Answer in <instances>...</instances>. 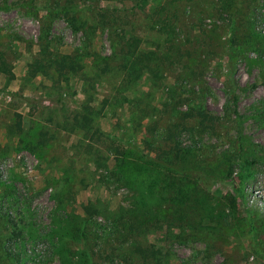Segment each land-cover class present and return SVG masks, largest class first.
<instances>
[{
    "label": "rangeland",
    "instance_id": "1",
    "mask_svg": "<svg viewBox=\"0 0 264 264\" xmlns=\"http://www.w3.org/2000/svg\"><path fill=\"white\" fill-rule=\"evenodd\" d=\"M165 12L188 70L143 77L125 94L135 111L97 60L114 64L129 35L164 50ZM76 53L79 80L28 73ZM2 63L0 243L15 264H264V0H0ZM88 105L87 138L54 127ZM197 107L209 118L185 115ZM39 130L32 153L20 139ZM141 181L157 190L140 206Z\"/></svg>",
    "mask_w": 264,
    "mask_h": 264
},
{
    "label": "trees",
    "instance_id": "2",
    "mask_svg": "<svg viewBox=\"0 0 264 264\" xmlns=\"http://www.w3.org/2000/svg\"><path fill=\"white\" fill-rule=\"evenodd\" d=\"M62 13L69 19L74 20L75 16H73L74 12H71L68 8H63ZM163 14V12H162ZM174 14L173 12H165V16H161L159 14L156 15L157 20V26L161 29L163 33V37L165 38V44L166 48L164 50L161 49L160 52H157V49L159 46H155L154 50L143 52L139 50V38L129 35V36H123L121 39V46L119 48V51L117 52V58L114 60V64H110L106 61V59L99 58L97 61L101 63V68L99 73H96V76L101 79L103 75L110 76L112 74L116 75L117 78L115 79L114 85H115V99L117 97H120L119 99H116L120 104L122 103H128L135 111L139 109V98L136 99L133 97L132 99H128L125 95L126 92L131 91L134 89L138 84L139 81L146 77V82L154 87L157 85V82L160 81L161 75H163V71L166 70V68L171 67L173 68H179V70H188L187 63L184 64L182 61L180 55H173L171 54L172 49L174 46V41L176 40V31L174 26ZM46 50V49H45ZM177 57V58H174ZM81 55L79 53H76V55H68L63 54L60 56H54V55H46L44 56V59L42 61H36L31 63L28 66V73L30 76H36L37 74L42 75H48L49 73H52L56 77H58L63 82H68L71 78L79 80L80 77L84 76V64L81 61ZM4 66L5 64H0V66ZM6 71V68H4ZM1 71V70H0ZM176 75V74H175ZM79 78V79H78ZM91 79V78H89ZM178 80H180V84L182 85L184 83V77L180 78L178 76ZM100 81V80H99ZM147 93L141 94V96H145ZM93 108L91 105H88L84 109V113L82 115H76L71 120L65 119L63 123L56 124L55 128H61L62 130L66 132H71L72 134L76 135H82L83 137L87 138V136L92 133V123H93ZM192 117H200L202 121L209 118V116L205 113L203 108L197 107L190 109L189 114ZM16 130L23 134V128L21 123L18 121L15 124ZM41 135L43 138L46 137L47 134H41L40 130L37 133V139L36 141L28 140L26 135L21 136L20 142L24 143V145H27L29 150L32 153H37L38 149H41L45 142H39L38 140L41 139ZM81 140V138H79ZM89 140V139H88ZM45 141V140H44ZM176 142V143H175ZM173 156H177L178 153H180V145L177 143V141L173 142ZM41 150H39V153ZM41 156V154H40ZM149 157V161L152 164H156L157 166L164 165L165 161L169 157V153H164L162 155H155V156H146V158ZM123 160H117V167L122 166ZM146 181V180H145ZM129 184L133 185L129 182ZM134 186V185H133ZM138 191L141 193V197L138 200V204L141 206L144 201V196L154 197V193L157 190L156 184H154V181L149 182H139V186L137 187ZM150 196V197H149ZM146 198V197H145ZM142 208H149L147 206H143ZM82 234L85 235L84 231L82 230ZM139 250H145V253L149 250V248H144ZM154 252L155 250H150ZM89 258V256H88ZM147 257L144 256L143 259H146ZM11 262V263H10ZM0 264H15V261L12 259V257L4 251V247L0 243Z\"/></svg>",
    "mask_w": 264,
    "mask_h": 264
}]
</instances>
